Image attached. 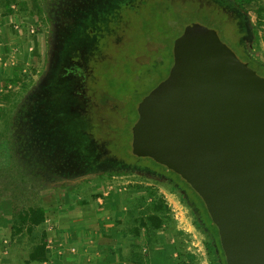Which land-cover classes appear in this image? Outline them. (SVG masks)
Masks as SVG:
<instances>
[{
  "label": "rangeland",
  "instance_id": "1",
  "mask_svg": "<svg viewBox=\"0 0 264 264\" xmlns=\"http://www.w3.org/2000/svg\"><path fill=\"white\" fill-rule=\"evenodd\" d=\"M120 1L13 3L15 23L29 37L24 55L16 58L22 81L13 85L0 79V232L5 234L12 212L31 204L54 201L69 190L76 196L78 187L82 197L97 196L99 190L103 196L114 181L129 180L143 189L127 217L129 227L152 212L154 200L167 205L162 227L141 228L135 239L136 263L223 264L187 196L155 170L131 163L132 127L143 99L167 78L174 44L188 26L209 27L235 49L230 26L239 22L247 51L260 57L264 15L260 20L254 10L264 7V0H223L224 6L172 0L169 10L164 4L118 10ZM205 7L225 10L226 23L223 14L207 17ZM17 47L12 44L16 52ZM35 231L40 237L43 228Z\"/></svg>",
  "mask_w": 264,
  "mask_h": 264
},
{
  "label": "water",
  "instance_id": "2",
  "mask_svg": "<svg viewBox=\"0 0 264 264\" xmlns=\"http://www.w3.org/2000/svg\"><path fill=\"white\" fill-rule=\"evenodd\" d=\"M173 56L140 104L132 152L201 196L226 264H264V76L203 25L184 30Z\"/></svg>",
  "mask_w": 264,
  "mask_h": 264
},
{
  "label": "crops",
  "instance_id": "3",
  "mask_svg": "<svg viewBox=\"0 0 264 264\" xmlns=\"http://www.w3.org/2000/svg\"><path fill=\"white\" fill-rule=\"evenodd\" d=\"M14 16L16 11L0 14V79L12 77L13 66L19 62L17 55H24L22 46L29 37L16 25ZM13 43L20 51L12 49ZM142 190L134 181H114L103 196L99 195L100 190L94 197L89 192L84 197L80 192L74 196L69 190L63 197L43 202L47 218L36 228L42 227L47 233L48 259L28 262L31 247L39 239L29 244L26 237L21 244H15L16 238H12L7 222L5 234L0 232V264H138L134 260L137 252L134 242L138 237L126 221L137 208L136 197L142 195Z\"/></svg>",
  "mask_w": 264,
  "mask_h": 264
},
{
  "label": "trees",
  "instance_id": "4",
  "mask_svg": "<svg viewBox=\"0 0 264 264\" xmlns=\"http://www.w3.org/2000/svg\"><path fill=\"white\" fill-rule=\"evenodd\" d=\"M24 1L26 0H23V3H26ZM0 2H1L0 3L1 7H3L4 9L2 15H10L14 13L15 7L13 5L15 4L13 3H20L19 0H0ZM170 2H172V0H127V1L123 0L118 3L119 5L118 10H120L121 6H130L131 9L138 8L141 5H144L145 8H148L149 6H153L157 8L162 4H164L166 6L165 8L169 10L170 6L168 5V3ZM210 2L213 3V5L214 2L216 4H219L220 6L227 5L226 3H224V1L221 2L219 0H210ZM243 2L248 3L251 1L239 0V4H242ZM196 8L199 9L198 4H196ZM203 10L205 11L206 16L212 19L217 14L220 15L223 14L225 16L224 22L226 23L225 19L227 18L228 14L225 10L217 9V7H209V8L205 7L203 8ZM254 11L257 13L259 19L261 20L264 15V7L259 6ZM234 25L235 26L233 25L230 26L232 27L231 30L233 31V36L234 39L236 40V45L234 50L242 60L247 62L249 66L255 69L260 75L264 76V52H262L260 57H253L252 55H250L243 41V33L246 32L245 29L239 30V22L237 25L236 24ZM76 44L77 43L75 44L72 43L71 48L74 49ZM21 74H22V68L19 66L14 67L13 75L12 77L9 78V81L13 85L19 84L22 81ZM66 91L67 90H65V94L66 97H68L69 94H67ZM8 95L6 96V98L9 97ZM133 157L134 158L131 161V163L136 165L134 166L135 168L139 170H143L149 167L150 169L155 170L156 174L163 175L164 177L169 179L170 183L174 187H177L179 190H181V192L187 196L189 201H191L192 205L196 206V208L200 212L201 218L208 227V231H209L208 234L210 239H213V241L216 243V245L214 246L216 247L215 249L218 250L223 264H226L225 254L219 239L218 229L216 225L213 223L201 196L191 187V185L184 178L181 177V175L169 169L167 166L156 162L154 159L150 157H139L134 153H133ZM77 190H78L77 191V195H78L79 192L81 193L82 188L78 187ZM81 201H86V200L82 198ZM9 204L10 207L12 208L13 206L11 201H9ZM150 209L152 212H148V214L142 215L141 217L136 219L137 225H134L131 228L135 236L137 237L140 236L141 228H144L146 231H149L150 228L158 229L162 227L165 216L161 212H164L167 209V205L165 204V201L163 199L154 200ZM46 218H47L46 208L43 206V204H31L21 209L18 213L12 212L11 219L7 221L10 223L9 225L11 228L12 238H16L15 244H21L23 241H25L26 237H28L27 239H29L30 242H36L35 239L36 238L39 239V242L31 247L32 251L29 253L28 262L44 261L48 259L47 233L45 231H42L41 236L39 237L35 231L37 230L36 227L42 224L43 222H45Z\"/></svg>",
  "mask_w": 264,
  "mask_h": 264
},
{
  "label": "built area",
  "instance_id": "5",
  "mask_svg": "<svg viewBox=\"0 0 264 264\" xmlns=\"http://www.w3.org/2000/svg\"><path fill=\"white\" fill-rule=\"evenodd\" d=\"M33 31V30H32Z\"/></svg>",
  "mask_w": 264,
  "mask_h": 264
}]
</instances>
